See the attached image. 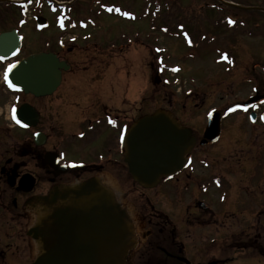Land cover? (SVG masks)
<instances>
[{
	"label": "flooded vegetation",
	"instance_id": "flooded-vegetation-1",
	"mask_svg": "<svg viewBox=\"0 0 264 264\" xmlns=\"http://www.w3.org/2000/svg\"><path fill=\"white\" fill-rule=\"evenodd\" d=\"M19 4V0H0V34L15 30L21 36L17 56L0 60V264H33L39 249L29 232L41 216L51 214V193L92 180L101 183L126 212L131 194H136L147 210L146 213L134 202L130 204L134 207L135 217H131L135 242L123 264H264V66L253 61L256 56L246 51L249 46H243L244 40L258 36L248 31L233 34L227 24V28L216 32L227 45L222 57L223 64L228 65L227 74H244L243 82L250 92L231 109H209L201 126L188 124L182 111L171 110L176 120L191 130L194 147L187 165L178 174L163 179L154 189H143L132 180L122 146V137L132 124L150 114L145 78L144 87L140 81L132 80L130 92H124L132 77L131 64L140 62V56L144 58L141 35L133 38L128 31L114 35L111 30L70 35L61 30L62 35L44 39L39 51L22 56L26 37L24 40L20 29L32 21L33 30L37 16L30 15L25 20L17 12ZM5 9L9 12L3 16ZM253 15V21L264 23V14ZM149 17L151 21L162 20L158 14ZM223 22L217 27H222ZM5 23L14 27L4 29ZM48 24L47 21V27ZM196 33L192 37L198 39V44L194 46L202 49L200 44L204 41ZM67 37L71 38L66 40ZM77 37L80 39L74 40ZM132 45L138 48L136 53L131 51ZM62 51L75 54L78 59L83 54L96 55L91 62L74 63ZM37 53L54 54L67 65L59 86L51 95L41 97L12 92L5 80L7 68ZM131 54L139 56V61L134 62L136 56L131 59ZM102 55L109 63L97 61ZM115 56L119 57V67L112 63ZM155 75H159V69ZM121 86L125 88L117 94L116 88L120 91ZM131 91L138 93L135 98ZM190 95L197 93L187 96ZM160 102L163 103L162 97ZM22 106L27 110L17 122L13 113ZM160 108L164 109L163 105L152 112ZM212 113L214 125L218 124L214 142L204 137ZM233 113L244 124L236 133L241 142L239 150L247 143L251 153L247 157L239 151L234 163H221L220 168L212 160L198 157L197 150L223 141L225 122ZM7 141L9 147L4 148ZM233 177L237 190L234 195L229 180ZM212 193L217 195L219 209L211 204ZM215 214L232 220L228 228H238L237 239L194 237L196 229L212 225V220L205 223L197 219L205 220ZM190 217L193 219L188 221ZM139 229L143 231L138 232ZM21 241L24 245L20 247Z\"/></svg>",
	"mask_w": 264,
	"mask_h": 264
},
{
	"label": "rangeland",
	"instance_id": "rangeland-1",
	"mask_svg": "<svg viewBox=\"0 0 264 264\" xmlns=\"http://www.w3.org/2000/svg\"><path fill=\"white\" fill-rule=\"evenodd\" d=\"M22 1H24L23 4L19 5L17 9V12L21 16L23 13L27 15L30 12L32 16L45 17L49 23L46 28L47 30L35 28L32 30L30 27L32 21L28 22V26L26 25L20 29V33L24 34V40L26 37L24 48L21 51L22 56L30 52L39 51L43 46L44 39L50 36H59L61 30L68 31L70 35L74 33L82 34L85 31L107 30L113 31L114 35H117L119 32L128 31L133 38L135 35H141L140 46H143L144 58L140 56V62L131 64V79H128L126 88L121 86L119 91V87H117L116 93L123 92L124 88V92L129 93V84L131 88L134 80L137 83L140 81L144 87L145 78L148 96L147 111L151 113L155 107H159L160 105H163V110L166 111L177 109L180 113L181 111L183 112L181 116L186 118L188 124L192 122L201 126L203 115L209 109L213 107L219 108L220 106L222 109H231L232 105L250 92L246 83L243 82L244 74L240 77L233 74V76H230L227 74V70H225L228 65L221 63V60L218 59V56L220 58L223 50L227 47L224 39L216 34L217 31H222L227 27L225 24L222 27H217L218 23L224 21L230 26L232 33L236 35H241L243 31H248L258 36L254 40H244L243 46H249L246 48V51L252 54L255 53L256 57H254L253 61L261 63L262 67L264 66V23H256L252 17L254 16L253 14H264V0H79L82 2L78 6L80 13H74L72 21L76 20L73 22V25H70L72 21L64 22L60 19L65 9L55 8L51 5L50 0H19L20 3ZM51 1H56L59 4L63 2L62 5L64 7L67 6L65 3H68V1H72L73 6H75L74 2L77 0ZM83 2H87L88 4ZM87 6H91V12L98 15H90L86 11ZM6 12L9 11H4L3 16L6 15ZM156 14L162 20L149 22L152 20L149 15ZM88 19L91 21H88ZM81 22L85 23V27H83ZM4 26V29H6L12 27L13 24L10 26L5 23ZM94 26L96 28H93ZM160 29H162V32ZM193 33L201 35L202 41H204L203 44L206 42V47L201 43L200 46L204 48H195L194 45L198 44V39H193ZM70 38L67 37L66 40ZM75 39L79 40L80 38L77 37ZM105 40L108 41L107 38ZM134 46H131V51L136 53L138 48H134ZM63 51L61 54L63 56L66 55L65 57L74 63L78 61L91 62L92 58L95 57L94 55H96L83 54L78 59L77 55H69ZM134 55L131 54V59H133L132 56ZM236 55L239 56L237 53ZM243 56L247 57L244 54ZM96 59L102 64L106 61L109 63L107 59H104L103 55L101 58L98 57ZM118 60V56L117 58L115 56V59L112 60L113 65L115 64L114 67H119ZM133 60L134 62L139 61V56H136V59L134 57ZM236 61L240 62L241 59L236 58ZM157 69H159L161 81L158 85H155L153 78ZM262 77L264 79V76ZM176 81L179 83L175 84ZM189 93H197V96H187ZM137 94L135 95L131 91L133 98ZM161 97L163 98L162 104L160 102ZM132 109L134 112V104ZM229 116L231 117L227 119L224 125L223 141L219 144L206 147L200 152L197 150L198 157L212 160L211 162L216 166L220 165V168L221 163H234L239 157V151H242L247 157L251 153V146L247 143L245 147L243 146L242 150H239L241 142L236 133H238V128L240 126L243 127L244 124L236 113ZM8 142L10 141L5 142L4 148L9 147ZM221 159L226 160V162H223ZM229 180H232L231 182L234 187H231L234 195L237 193L235 177L229 178ZM216 197L217 195L214 193L209 195L213 207L216 206L218 208ZM133 202L138 207L141 206L147 213L146 208L143 207L141 200L136 197V194L129 195L126 210L129 212L131 227L133 226L132 219L135 217L132 214L134 207L130 205ZM180 215L182 218L185 217V214ZM215 216L216 214L212 215L211 218L206 217L207 220H202L199 217L197 220L205 223L212 220V225L204 230L196 229L194 237L202 240L222 237L237 239L236 233L238 232V228H228L232 220L224 217L222 214H218L217 217ZM213 217L215 218L212 219ZM192 219L190 217L188 221ZM140 231L143 230L139 229L138 232ZM23 245L24 243L21 241L20 247Z\"/></svg>",
	"mask_w": 264,
	"mask_h": 264
},
{
	"label": "water",
	"instance_id": "water-1",
	"mask_svg": "<svg viewBox=\"0 0 264 264\" xmlns=\"http://www.w3.org/2000/svg\"><path fill=\"white\" fill-rule=\"evenodd\" d=\"M46 25L45 19H37L39 28ZM19 49L15 31L0 35L1 60L11 59ZM11 66L8 85L10 81L13 90L36 97L51 95L61 82V70L67 68L51 53L33 54ZM25 110L20 107L15 120ZM213 118L211 114L204 132L212 142L218 132ZM194 142L191 130L169 112L157 110L139 118L122 139L132 179L143 188L156 187L186 166ZM49 201L51 214L41 216L29 232L39 249L33 264H122L132 246V230L125 212L99 182L55 189Z\"/></svg>",
	"mask_w": 264,
	"mask_h": 264
},
{
	"label": "trees",
	"instance_id": "trees-1",
	"mask_svg": "<svg viewBox=\"0 0 264 264\" xmlns=\"http://www.w3.org/2000/svg\"><path fill=\"white\" fill-rule=\"evenodd\" d=\"M84 1V0H83ZM51 3V2H50ZM82 2L77 0L76 2H74L75 6H73V4H71L70 6L68 7H59L58 5H55L54 3H51V5H53L55 8H64L65 11L63 13V17L66 19V20H72L73 19V15L74 13L75 14H79L80 13V9H79V5L81 4ZM83 3H86L88 4L87 2H83ZM84 5V4H83ZM88 13L92 14L93 12H91V6H87V10H86ZM83 26H85V23L84 22H81Z\"/></svg>",
	"mask_w": 264,
	"mask_h": 264
},
{
	"label": "snow or ice",
	"instance_id": "snow-or-ice-1",
	"mask_svg": "<svg viewBox=\"0 0 264 264\" xmlns=\"http://www.w3.org/2000/svg\"><path fill=\"white\" fill-rule=\"evenodd\" d=\"M111 10V9H110ZM230 23H232V21H230ZM14 67V66H9L8 70L7 71H11V68ZM7 71L5 72V80L8 79V75H7ZM9 86L11 87V82L9 81Z\"/></svg>",
	"mask_w": 264,
	"mask_h": 264
},
{
	"label": "bare ground",
	"instance_id": "bare-ground-1",
	"mask_svg": "<svg viewBox=\"0 0 264 264\" xmlns=\"http://www.w3.org/2000/svg\"><path fill=\"white\" fill-rule=\"evenodd\" d=\"M128 219V218H127ZM128 225H129V227L132 229V227H131V225H130V222H129V220H128Z\"/></svg>",
	"mask_w": 264,
	"mask_h": 264
}]
</instances>
